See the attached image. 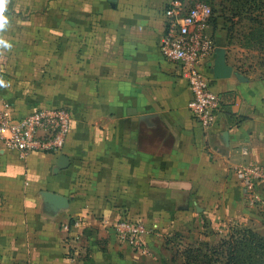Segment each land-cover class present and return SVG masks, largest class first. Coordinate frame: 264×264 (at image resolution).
<instances>
[{
	"label": "crops",
	"instance_id": "0c3cea01",
	"mask_svg": "<svg viewBox=\"0 0 264 264\" xmlns=\"http://www.w3.org/2000/svg\"><path fill=\"white\" fill-rule=\"evenodd\" d=\"M167 1L8 0L0 99L18 114L65 105L72 122L57 152L19 157L0 138V264H182L174 240H212L259 216L239 169L264 164V78L235 69L227 28L212 22L203 69L221 100L204 127L159 49ZM220 49L228 76L214 75ZM43 191L68 202L53 207ZM257 192L264 201V181ZM125 214L151 228L145 251L115 238Z\"/></svg>",
	"mask_w": 264,
	"mask_h": 264
},
{
	"label": "built area",
	"instance_id": "2783aa9c",
	"mask_svg": "<svg viewBox=\"0 0 264 264\" xmlns=\"http://www.w3.org/2000/svg\"><path fill=\"white\" fill-rule=\"evenodd\" d=\"M212 14L211 5L203 0H168L164 30L158 41L161 53L178 63L192 95L189 111L204 127L213 123L221 100V93L212 89L211 79L203 69L215 48L210 31ZM71 114L65 105H45L18 114L0 99V138L4 147L19 157L29 151H60L71 127ZM239 172L245 199L251 203L260 200L257 185L264 181V164L250 160L240 166ZM111 226L118 242L146 250L145 235L151 228L141 218L125 214Z\"/></svg>",
	"mask_w": 264,
	"mask_h": 264
},
{
	"label": "rangeland",
	"instance_id": "374dc122",
	"mask_svg": "<svg viewBox=\"0 0 264 264\" xmlns=\"http://www.w3.org/2000/svg\"><path fill=\"white\" fill-rule=\"evenodd\" d=\"M211 1V2H210ZM208 2L212 7V19L216 18L227 26V59L233 63L235 69L243 72L253 78H264V15L258 14L257 7L247 9L239 4L231 3V0H210ZM233 5V6H232ZM235 5V6H234ZM224 6V7H223ZM258 14V15H255ZM256 210L259 216L251 223L234 222L212 240L200 241L202 250L208 251L210 255V264H223L225 254L223 247H216L222 238L233 232L235 227H245L264 236V201L256 200ZM255 204V205H256ZM188 244L187 240H174L173 253H181L184 246ZM212 246L209 248V246ZM191 264H204L201 260Z\"/></svg>",
	"mask_w": 264,
	"mask_h": 264
},
{
	"label": "trees",
	"instance_id": "16d2710c",
	"mask_svg": "<svg viewBox=\"0 0 264 264\" xmlns=\"http://www.w3.org/2000/svg\"><path fill=\"white\" fill-rule=\"evenodd\" d=\"M193 3L197 0H187ZM210 1V0H203ZM221 0L219 3H222ZM240 6L259 8L258 14L264 15V0H231ZM211 2V1H210ZM233 6V5H232ZM235 6V5H234ZM224 7V6H223ZM255 14V15H258ZM216 18L213 20L215 23ZM227 28V26H225ZM228 32V29H227ZM212 247L211 245L209 248ZM223 247L225 259L223 264H264V236L245 227H235L227 238H222L220 243L213 248ZM208 251L202 250L201 243H188L181 251L183 256L182 264H191L201 260L204 264H210Z\"/></svg>",
	"mask_w": 264,
	"mask_h": 264
},
{
	"label": "water",
	"instance_id": "95a60500",
	"mask_svg": "<svg viewBox=\"0 0 264 264\" xmlns=\"http://www.w3.org/2000/svg\"><path fill=\"white\" fill-rule=\"evenodd\" d=\"M213 71L215 76H228L232 73V66L226 63L224 58L223 50L220 49L218 55L214 60ZM236 76L238 79H247L242 73L237 72ZM65 155H61L64 157ZM58 164H61L58 162ZM43 195L46 201L52 204L53 207H63L67 204L68 199L64 195L52 192V191H43Z\"/></svg>",
	"mask_w": 264,
	"mask_h": 264
},
{
	"label": "clouds",
	"instance_id": "9594fccd",
	"mask_svg": "<svg viewBox=\"0 0 264 264\" xmlns=\"http://www.w3.org/2000/svg\"><path fill=\"white\" fill-rule=\"evenodd\" d=\"M8 0H0V31H3L5 29L6 23H7V18L4 15L5 7L7 4ZM0 47L2 48H10L11 45L8 44L6 40L3 38H0ZM4 85V81L0 80V86Z\"/></svg>",
	"mask_w": 264,
	"mask_h": 264
}]
</instances>
